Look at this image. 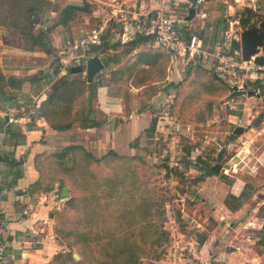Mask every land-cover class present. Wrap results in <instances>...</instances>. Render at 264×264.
Returning <instances> with one entry per match:
<instances>
[{
    "label": "rangeland",
    "instance_id": "1",
    "mask_svg": "<svg viewBox=\"0 0 264 264\" xmlns=\"http://www.w3.org/2000/svg\"><path fill=\"white\" fill-rule=\"evenodd\" d=\"M25 1L43 6V13H36L38 15L36 23L32 22L35 14L30 18L34 27L32 33H38L40 30L45 32L44 39L51 44L52 54H45L37 47L27 49L26 38L28 40L29 38L25 34L23 26L25 22L14 20L17 15L10 12L12 5L20 6ZM86 1L0 0V28L5 29L8 35L5 38V46L20 54L21 62L25 60L27 64L33 65V68L40 64L42 70H38L36 74L53 75L50 80L54 79V85H60L65 81H85L84 73L68 72L71 67L79 66L75 65L72 59L71 48L76 41L97 27L102 18L100 14L104 13L95 10L76 12L71 24L66 28L59 25L50 31L47 29L60 19V13L66 6H82L87 3L89 6L97 7L90 5L89 2L98 4L99 0ZM223 1L209 3L207 9L204 8V17L195 16L190 22L191 31L204 39L205 50L209 54H215L213 45L217 39L216 35L230 28L234 32L239 29L242 31L239 23L234 24L238 18L247 17L245 11L248 9L241 7V3L255 6V11L250 9L252 23L258 26L264 22V0H254L255 3L240 0L239 5H235L233 0H226L227 3ZM228 6H231V9H228ZM16 21L20 24L18 23L15 28L10 27V24ZM118 40L123 44L120 38ZM152 47L159 49L155 45ZM125 50L126 46L123 45L105 53L103 58L111 62L106 67L103 66L101 72L94 77L95 81L99 80L104 85L113 83L112 71L121 69L136 51L148 52L147 46L135 50L131 55L124 54ZM25 55L30 58H23ZM91 55V58L95 56ZM258 56L264 59L263 46ZM239 60L237 63L240 65ZM230 64L228 62L226 67L224 63L215 61L214 57L206 60L195 58L189 64L181 66L185 72L181 78L177 77L181 79L177 83L180 84L179 87L174 86L177 79L168 82L167 86H165L167 82L158 85L161 91L155 99V108L157 117L164 122L167 140L159 137L155 141L156 146L148 150L154 158L142 154V160L133 162L137 178L135 180L124 178L126 179L124 185L119 186L118 191H113V194L99 185L89 188L88 191L75 189L70 181L63 179V187L68 188L67 199L63 201L61 196L63 187L60 189L57 182V177L61 178L60 174L43 167L45 171L43 183L54 182L53 191L56 190L58 195L55 198L56 205L51 211L53 220L50 225L61 249L56 253L57 256L53 255L51 264H99L95 258L103 259V254L98 250L88 251L86 254L79 252L73 238L64 236V233L71 229L76 214L66 209V201L70 197H87L91 192L104 198L100 208L102 220L95 230L96 233L105 240L123 237L128 251L134 248L139 258L138 264H264V157L261 160L259 156L264 151V97H261L260 93H256L254 97L246 95L231 97L232 95L228 93L229 81L240 83L243 75L235 78L233 75L237 74L238 67L229 68ZM194 65H199V69L205 74L195 76V68H191ZM220 66L226 67L227 72L218 71L217 68ZM212 76L216 78V88L220 92L202 94L199 86L201 81L209 80ZM245 80L248 90H257V83L252 85ZM45 85L41 84L40 88L44 93L51 87L44 88ZM127 88L131 90L128 85ZM129 90L126 96L122 97L123 100L129 97ZM165 91L171 94L167 96ZM142 100H145V97ZM83 105L84 98H80L76 102V109L83 108ZM92 109L100 112L96 98L92 101ZM244 109L246 112H242ZM96 117L99 121L106 119L107 122V117L104 118L102 113H96ZM242 119H245L243 124L245 133L235 136L233 130L239 126ZM78 126L79 123H76L72 129L59 135V138L53 137L54 147L49 154H44L43 158L60 152L71 144L83 147L99 160L110 151L98 144V131L87 133L78 130ZM262 131L263 133L259 134ZM242 140L250 144L252 142L251 149L248 146L244 149L246 153H241ZM229 142L235 143L232 150L226 149ZM220 148L229 152L227 158L237 151V154H242L241 170L231 172L224 169L227 165L223 169L220 165L218 173L212 171L218 158L219 164L221 163V157L216 156ZM130 156L132 155L127 157ZM124 166L132 164L109 158L93 165L90 170L98 174L100 179H105L115 172L121 174ZM200 176L202 180L196 181ZM236 183L239 185L238 189L234 190L238 196L237 201L231 198L227 188ZM226 209L230 212L228 213ZM235 211H238L237 214ZM143 237L146 243H143ZM153 240H158L159 244L154 245ZM140 247L147 251L148 255L142 253V250H137ZM61 254H64L63 258L67 259L66 261H63V258L58 259ZM254 259L256 261H252Z\"/></svg>",
    "mask_w": 264,
    "mask_h": 264
},
{
    "label": "crops",
    "instance_id": "2",
    "mask_svg": "<svg viewBox=\"0 0 264 264\" xmlns=\"http://www.w3.org/2000/svg\"><path fill=\"white\" fill-rule=\"evenodd\" d=\"M126 1L137 11H143L146 8L156 9L165 4L164 0ZM89 3L97 6L94 8L96 12L105 13L111 0H99L98 4ZM185 7L186 5L180 2L178 8L182 10ZM221 34L222 32L215 36L217 37L216 41ZM7 36V31L0 28L1 74L6 78H25L35 75L38 70L41 71L40 64L33 68V65L27 64L25 60L21 62L20 54L5 46ZM111 38L114 41L112 33ZM151 40L148 38L146 45L148 49L155 48L152 47ZM202 41L204 44V39ZM139 52L141 51H136L135 55ZM166 56L164 82L167 84L165 83V86L175 79L177 81L174 83L178 85L177 83L181 80L178 78L183 76L184 70L180 65L173 67L171 58L167 54ZM25 57L28 56H23V58ZM45 76L43 83L46 85L44 88L51 87L50 90L46 89V93L42 90L43 93H40L39 96L31 93L33 91L28 82H25L20 89L9 87L6 83L0 82V240L6 264H49L53 255L61 249L50 225L53 220L51 211L56 205L55 198L58 196L56 190L49 194H35L29 191V187L37 182L40 176L35 166V158L38 155L49 154L54 147V145L52 147L54 144L52 141L63 133L52 130L38 111L40 100L47 98L58 86V84L54 85V79L50 80L53 75L45 73ZM141 90V88L131 87L128 93L129 97L123 100L122 97L117 98L109 95L107 85L99 84L95 91L97 106L98 110L107 117V122L101 128H78V130L87 133L98 131V144L107 147L118 156L148 154V158H154V155L148 153V150L156 146L155 141L159 137L167 140L163 128L164 122L157 117L155 108V99L161 88L157 89V92L145 105L141 101ZM165 93L167 96L171 94L169 91H165ZM228 93L230 96L232 95L229 89ZM34 99L38 101L35 106L36 113L27 125H7V116L18 115L17 112L23 106L26 109L31 107ZM242 112H246L245 109ZM153 119L156 121L155 127L149 131L148 128ZM156 152L158 153V151ZM259 156L262 160L264 151ZM238 187L239 185L236 183L227 188L231 195L238 197L234 192ZM226 211L230 212L229 209ZM237 212L235 211V214Z\"/></svg>",
    "mask_w": 264,
    "mask_h": 264
},
{
    "label": "trees",
    "instance_id": "3",
    "mask_svg": "<svg viewBox=\"0 0 264 264\" xmlns=\"http://www.w3.org/2000/svg\"><path fill=\"white\" fill-rule=\"evenodd\" d=\"M10 8L12 15H17L16 17L13 16L14 20H19L20 22L23 20L25 22L23 26L26 31L25 34L29 38V40L26 38L28 46L27 49L31 50L37 47L44 51L45 54H52L53 48L51 44L49 41L45 42L44 39L45 32L40 30L38 33H32L34 27L30 18L36 13H43V6L33 5L30 2L27 3V1H25L22 2L20 6L12 5ZM94 8L95 7L89 6L87 3H84L82 6L68 5L61 11L60 19L52 25L50 29H47V31H50L59 25L66 28L71 24L76 12H89L94 10ZM245 12L247 17L239 18V25L242 30L256 26L251 22V10H246ZM18 23L19 22L16 21L13 24H10V27L15 28L20 24ZM147 44L148 38L142 36H137L131 42H126V44H122L119 40L112 41L111 30L107 29L102 36L99 45L91 48V54L100 57L101 61H103L102 63H104L103 66L106 67L111 60L104 59L103 57L109 50H116L125 45L126 50L124 51V54L131 55L133 51L144 47ZM262 46L264 47V44ZM120 55L121 54H119V56ZM129 59L130 60L121 69L111 72L114 84L110 82V84L107 85L109 95L117 98L125 97V94L129 90L127 85L130 88H141V101L142 104L145 105L156 93L159 88L158 85L163 84L164 82L167 56L159 49L149 48L148 52L141 51L134 56H130ZM199 67V65L191 67L195 68V76H198V74L201 73L205 74V72L201 71ZM45 78L46 76L43 73H38L25 78H6L0 72L1 83H6L9 87L20 89L25 82H28L31 84V90L35 96H39L41 93V84L43 86V80ZM95 78H93L91 83H87L86 80L65 81L56 86L47 98L40 100L39 103L36 100L34 105L36 106L38 103V111L52 130L57 132L68 131L72 129L76 123H79L78 128L80 129H97L101 128L106 123V119L99 121L96 117V113L100 114L102 112H95L92 109V101L96 98V88L99 84L103 83L99 80L95 81ZM214 78L215 77L212 76L209 80L207 79L208 81H201L199 86L202 94H216L217 92H220V90H217L216 88L217 82L216 78ZM174 86L177 88L180 84ZM143 97H145V100H142ZM80 98H84V105L83 108L77 110L76 102L80 100ZM155 123L156 121L154 119L151 120L148 128L149 131L154 129ZM109 158L115 159L118 162L120 160L123 161V163L128 162V164H132V166H124V171L121 174L115 172L105 179H100V176L90 170V168L93 165H97L108 160ZM138 160H142L141 156H118L113 151H109L102 159L99 160L92 156V154L86 151L83 147L71 144L64 147L60 152L54 153L46 158H43V155H38L35 158V166L40 176L38 181L29 187V191L35 194H47L54 190V182L52 183L51 181L49 184L43 183L45 175L43 167L45 166L47 169H51L52 171L60 174L61 178L57 177L60 189L63 187L62 182H64V179L70 181L75 189L81 188L83 191H88L89 188L99 185L100 188L104 187L106 191L113 194V191H118L119 186L124 185L123 182L126 181L124 178H130L129 180H135L137 178L136 167L133 165V162H137ZM200 180H202V176L196 179V181ZM231 196L230 197L232 199L237 201L238 198L233 195ZM103 203L104 198L99 194H92V192L84 198L70 197L65 203L66 209L76 213L77 215L75 214V220L71 225V229H68L67 233H64V236L72 237L74 245L81 253L86 254L88 251L92 252L94 250H98L102 253V260L98 257L95 258V260H98L99 264H138L139 258L134 252V248L128 251L125 247L126 244L123 242V237H111L109 240H105L104 238L99 237L100 234L96 233L95 230L98 228L100 220H102L100 216V208ZM142 241L143 243H146V239H144V237L142 238ZM153 242L154 245L159 244L158 240H153ZM137 250H142V253L148 255V252L143 250L141 247ZM110 251L115 254H111ZM63 257L64 254H61L58 259L60 260ZM63 259V261L67 260L65 258ZM51 262L52 260L49 264H51Z\"/></svg>",
    "mask_w": 264,
    "mask_h": 264
},
{
    "label": "built area",
    "instance_id": "4",
    "mask_svg": "<svg viewBox=\"0 0 264 264\" xmlns=\"http://www.w3.org/2000/svg\"><path fill=\"white\" fill-rule=\"evenodd\" d=\"M164 1L165 4L156 9L146 8L143 11H137V9L127 3L126 0H111L108 10L101 16L102 18L97 27L92 29L83 38L76 41L72 46L71 54L73 55L72 59L75 61V65L81 67L85 66L86 61L92 56L91 48L99 45L105 31L110 29L113 35V40L117 41V39L120 38L123 43L130 41L136 35L151 38L152 45L161 49L171 58L173 67L189 64L195 58L206 60L210 57H214L215 61H218L220 64L224 63L226 67L227 63L230 62L231 64L229 68H234L233 66L238 67L237 74H234L233 76L238 79L243 75V80L240 83L236 81L232 82L231 80L229 81L230 84L228 85V88L231 94L236 91H250L248 90L249 87L244 82V79L252 85L254 83L258 84L257 90L253 91L255 94H259L260 92H263L264 94V63L263 65H257L253 62V58L248 62L242 60L240 29L237 32H234L232 28L224 30L219 39L213 45L215 54H209V52L205 50V45L202 43V39L191 31L190 22L192 19H187L189 10H194V17H204V7L216 0ZM180 2H183L186 5L185 9L181 10L178 8ZM233 2L235 5H239L240 0H233ZM250 2L255 3L254 0H250ZM223 3H227L226 0H224ZM241 7H245L244 9L248 10L254 9L255 11L254 5L251 7L250 4L241 3ZM228 9H231V6H228ZM238 20L234 23L235 25H238ZM238 59H240L239 61L244 66L237 63ZM226 67L220 66L217 69L218 71L227 72ZM217 74L219 75V73ZM35 102L36 99L33 100L31 107L27 108L28 111H26L27 109L23 106L17 112L19 113L18 115L7 116V125H27L30 122L31 117L36 113ZM252 131L253 128L250 129V132ZM262 133L263 131L259 134ZM251 144L250 142L242 140L240 142L242 149L241 153L244 152V149H246L247 146L251 147ZM234 146L235 143L229 142L226 145V149L232 150ZM237 152L231 155L230 158H227L229 155L227 150H222L221 148L218 150L216 156L218 155L221 157L220 165L222 166V169L227 165L224 169L231 172L241 170L240 163L242 154H237ZM235 159H238V161H234ZM0 264H6L1 240Z\"/></svg>",
    "mask_w": 264,
    "mask_h": 264
},
{
    "label": "water",
    "instance_id": "5",
    "mask_svg": "<svg viewBox=\"0 0 264 264\" xmlns=\"http://www.w3.org/2000/svg\"><path fill=\"white\" fill-rule=\"evenodd\" d=\"M194 10H189V15L187 17L188 20H191L194 17ZM38 19V15L35 14L32 22L36 23ZM264 44V22L260 23L258 26L251 27L249 29H244L241 31L240 34V47H241V57L244 62L251 61L253 58V62L257 65H263L264 59L260 56H258L260 48ZM103 69V63L101 60L93 56L90 58L86 65L81 67H71L68 72L69 74H79L84 73L86 77L87 83H91L93 81V78ZM263 89V88H262ZM261 89V90H262ZM233 96L238 97L242 95H246L248 97H254L256 96L255 92L253 91H236L232 93ZM263 92H260V96L263 97ZM245 123V119H242L240 121L239 126H237L233 130V135L240 136L244 132L243 124ZM220 158L217 159V162L215 166L212 168V171L214 173H218L220 170ZM61 196L62 200L65 201L68 196V188L63 187L61 189ZM75 258H77L76 255H73Z\"/></svg>",
    "mask_w": 264,
    "mask_h": 264
}]
</instances>
